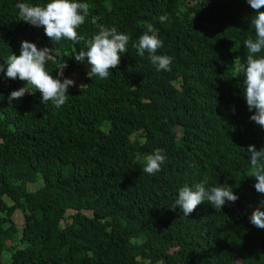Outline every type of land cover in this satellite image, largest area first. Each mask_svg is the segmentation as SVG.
<instances>
[{
  "label": "trees",
  "instance_id": "trees-1",
  "mask_svg": "<svg viewBox=\"0 0 264 264\" xmlns=\"http://www.w3.org/2000/svg\"><path fill=\"white\" fill-rule=\"evenodd\" d=\"M18 2L47 0H0V64L27 40L60 49L46 63L53 75L66 60L64 77H86L56 108L39 92L10 103L25 82L0 72V264H264V229L250 221L264 194L247 153L264 147V127L250 119L235 68L254 36L247 0H81L90 5L77 29L84 40L98 31L91 16L130 36L106 79L90 78L87 58L72 56L84 40L53 43L42 26L18 20ZM148 23L171 71L132 46ZM157 148L167 159L149 175L135 156ZM205 178L239 199L222 210L205 201L190 216L170 208L180 187Z\"/></svg>",
  "mask_w": 264,
  "mask_h": 264
},
{
  "label": "clouds",
  "instance_id": "clouds-1",
  "mask_svg": "<svg viewBox=\"0 0 264 264\" xmlns=\"http://www.w3.org/2000/svg\"><path fill=\"white\" fill-rule=\"evenodd\" d=\"M250 7L255 10V14L250 18V24L254 30V36L250 35L245 41L247 49L245 62H236L235 68L238 74H242L244 79V97L249 111L253 112L250 117L261 127H264V0H247ZM18 10V20L25 21L36 27H43L45 35L53 43H58L61 39H68L79 43L84 38L78 35L77 29L85 24L90 16V5L81 0H47L43 4H33L28 2H18L15 5ZM100 17L91 16V24L98 31L91 38L84 40L85 48L79 51L73 50L74 59L77 62L87 58L91 66L88 76H98L106 79L109 70L116 68L121 59V53L127 52V45L130 36L126 33L118 32L116 27H108L99 23ZM160 22L167 20L166 15L159 17ZM140 57L148 54L150 62L156 66L157 71H171L172 57L158 54V50L163 47V41L158 37L157 30L153 24L148 23L146 30L138 37V42L132 45ZM53 53L60 54L59 48L38 47L35 43L21 41L20 54L11 53L0 64V72H6L5 76L10 79L24 81L23 87L10 93L9 102L16 98H22L26 93L34 94L39 92L41 102L47 104L51 102L56 108L63 106L68 100V89L75 85L71 78L64 77V69L67 67L66 60L56 67L57 74L49 72L46 68L48 60L52 59ZM61 77H64L61 80ZM35 90V91H34ZM247 153L251 165L248 176L255 179V190L264 194V147L259 150L255 145H248ZM166 155L162 149L157 148L152 154L142 156L137 153L136 162L143 161V171L149 175H154L161 170V166L166 162ZM207 179L193 186L185 184L179 188L178 195L170 206L175 210L177 206L182 209L185 216L190 214L198 205L207 201L216 210H222L226 203H235L239 197L233 192L231 186H213L206 188ZM251 223L257 228L264 229V199H260L258 205L253 210Z\"/></svg>",
  "mask_w": 264,
  "mask_h": 264
},
{
  "label": "rangeland",
  "instance_id": "rangeland-1",
  "mask_svg": "<svg viewBox=\"0 0 264 264\" xmlns=\"http://www.w3.org/2000/svg\"><path fill=\"white\" fill-rule=\"evenodd\" d=\"M82 68L85 71L87 70L86 65H83ZM85 77H86L85 74L81 70H77L75 73H73L70 76V78L73 79L75 81V83L80 84V85H84L85 84ZM40 184H41L40 182L39 183L29 184L28 185V189L30 191H33V190L37 189L40 186ZM69 213H71V211H69ZM85 213L90 215L89 212H85ZM13 219L16 222V224L18 225V227L22 228L25 220H24V215L20 211H16L15 212Z\"/></svg>",
  "mask_w": 264,
  "mask_h": 264
}]
</instances>
